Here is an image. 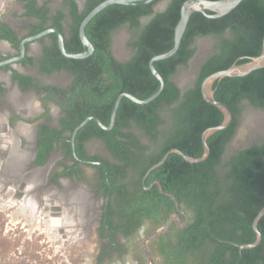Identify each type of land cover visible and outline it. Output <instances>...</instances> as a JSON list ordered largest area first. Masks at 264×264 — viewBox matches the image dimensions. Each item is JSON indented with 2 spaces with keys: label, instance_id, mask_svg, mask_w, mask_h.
I'll list each match as a JSON object with an SVG mask.
<instances>
[{
  "label": "trees",
  "instance_id": "obj_1",
  "mask_svg": "<svg viewBox=\"0 0 264 264\" xmlns=\"http://www.w3.org/2000/svg\"><path fill=\"white\" fill-rule=\"evenodd\" d=\"M25 1L26 11L22 14L38 19L31 25V34L47 27L62 31L64 12L61 9L48 15L49 8L45 3L36 6V0ZM67 1L71 21L64 46L69 52H80L84 46L78 35L79 23L102 0H86L80 11L74 0ZM157 1L140 5L110 4L100 10L85 26V34L94 50L84 58L64 56L57 46L56 34H48L52 43L43 45L40 69L45 72L64 69L72 73L73 79L66 87L35 85L38 91L42 88L49 90L41 97L44 111L39 117H49L47 99L58 105L64 117L60 119V129L41 126L34 163L43 164L60 138L71 155V132L85 117L94 115L108 125L119 93L129 92L144 99L156 90L158 80L150 72L148 61L173 46L174 26L184 0H169L164 9L154 11L152 6ZM49 19L52 23L46 26ZM123 24L132 31L128 44L134 49L133 56L124 62L113 56L109 36L112 30ZM227 30L229 34H226ZM202 36H213L217 41L211 54L200 63L194 80L181 90L170 76L180 66L187 65L196 51L197 38ZM0 38L7 39L18 50L21 37L5 24L0 25ZM263 38L264 0H241L228 13L215 18L193 12L176 52L154 62L164 80L159 95L145 104L122 97L111 129H103L94 120H89L76 133L74 143L78 157L100 159L86 156L83 146L84 140L97 136L120 162H106L107 178L103 167L99 166V186L105 187V193L110 190V197L114 194L116 204L115 209L108 208L106 224L111 233L130 228L135 232L146 223L144 235L148 236L164 226L172 215L181 218L179 224L172 220L166 229L150 240V246L162 264L264 262V214L257 223L260 242L250 248H238L239 244L255 240L252 221L264 205V139L237 149L227 157L222 156L226 144L236 132L242 101L248 99L252 105L264 108V66L243 76H226L214 81V97L230 107L232 120L225 128L207 137L209 154L204 160L189 162L180 154L171 152L141 183L147 169L171 148L192 157L203 154L202 132L220 124L223 114L202 97L201 81L212 72L259 55ZM5 57L0 55V58ZM32 59V56L25 55L21 61L31 63ZM4 67L12 70L13 78L22 88L32 84L31 77L12 69L9 64ZM132 122L149 138L148 144L140 142L131 129ZM64 130L69 132L67 136H62ZM73 163L64 167V174L78 177L75 166L78 161ZM127 168H132L137 175L132 190L128 189V182H123ZM155 179L165 193L159 190ZM169 194L176 198V203ZM112 214L122 218L116 225L112 224ZM101 229L105 231L104 222Z\"/></svg>",
  "mask_w": 264,
  "mask_h": 264
},
{
  "label": "flooded vegetation",
  "instance_id": "obj_2",
  "mask_svg": "<svg viewBox=\"0 0 264 264\" xmlns=\"http://www.w3.org/2000/svg\"><path fill=\"white\" fill-rule=\"evenodd\" d=\"M74 1L76 2L77 8L80 11L84 7L86 0H83V5L79 4V0ZM16 3L19 4L20 7V19H16V13H13L0 20V25H7L11 30H13L17 37H21L22 39L23 37L31 34V25L36 24L38 19L33 16H25L22 14L24 11H26L25 0H14L13 4ZM44 3L49 8L48 15H54L57 9H61L64 12V17L62 19V31L66 34V37H68V25L71 21L69 13L70 6L68 1L57 0L55 2L51 0H36V6H41ZM154 5L155 3L153 6ZM51 23L52 20L49 19L46 21L45 25L49 26ZM122 27H124L129 34L126 42V49L128 48L129 51H133L134 54V49L128 44L129 40L132 38V31H129L126 24H123L110 32L109 36L111 40V51L113 46V32ZM18 28H25V32H23L21 35L18 34ZM39 39L26 44L25 55L32 56L33 59L31 63L22 62L19 60L9 64L12 69H15L19 73L32 78V84L29 87L22 88L18 80L13 78L12 70L5 68V65L0 67V208L5 206L13 207L14 205H17V208L12 214V219H17V215H21L24 220L28 219L31 214L28 212V208L25 205L29 206V201L24 198V189L27 186L31 192H34L29 194L32 196V198L33 194L38 195L36 201H39L40 205H43V208L40 209V212L42 213V210L48 211V213L43 217H45V219L48 217L47 221L50 225L57 227L71 224L73 228L79 226L74 229H80L81 227H84L81 225L80 217L83 216V210H87L88 223H86L85 227L87 226L88 228L87 233L89 232V237L103 238L107 245V251L113 249L120 250V246L117 244L115 236L117 234L128 236L135 232L130 228L129 230H117L116 232L111 233L109 229V233L107 234L106 226L108 225L106 223L108 219V208L110 207V209L113 210L115 209L116 204L114 194H112L110 197V190L105 193V187L99 186L101 176L99 166L103 167L105 171V177L107 178L106 162L117 164L120 162L108 150L102 139L97 136H91L83 141L86 156H98L100 159L79 158L81 160L104 162V165L85 164L74 159L72 154H68L67 148L64 146L63 138H60L59 142L48 152L46 160L43 164L34 163L38 153L37 142L38 138L40 137L41 126L46 125L51 128L60 129V119L64 117V113L52 99H47L46 101L50 110L49 117H39L44 111L41 103V97L49 90L42 88L41 91H38L35 88V85L53 84L59 87H66L73 79L72 73L64 69L53 70L51 72H45L40 69L39 60L43 55V45L51 44L52 39L48 35L44 36L41 41ZM17 54L18 50L14 48L7 39L0 38V55L7 56L5 58H0V61ZM133 54L124 61L129 60ZM54 74H56V76L52 78V75ZM195 77L196 74L191 78L187 85H184V88L191 84ZM184 88L180 89L183 90ZM12 89L16 93L13 92L10 94ZM25 98L31 99L30 106L27 109H17L18 105L23 106L22 103ZM52 105L55 107H52ZM37 117L39 118L36 119ZM131 129L137 135L140 142L145 144L150 142L149 138L144 134V132L141 129L135 127L133 122ZM68 134L69 132L67 130L62 132V136H67ZM94 139L99 140L103 144V147L107 152L106 157L96 153L88 152L87 144ZM56 147L61 149L62 157L55 161L54 164H51L48 168L46 165ZM74 160L78 161V164L75 165L78 168V177L73 174H64L66 169L64 167L73 165ZM82 164L94 167L97 171L96 180L92 186H89L88 183L83 182L81 179L80 166ZM36 170L39 171V173H35L39 174V180L38 183L34 185L32 180L37 177L34 174V171ZM136 178L137 175L135 171L132 168H127L126 177L123 179V182H128L127 186L129 190L133 189V180ZM118 182H121L120 178H118ZM21 184L24 186H21ZM109 188L111 189V185H109ZM45 193L50 195L45 196ZM53 199L58 202L57 205H51ZM19 201H21V205L19 204ZM23 208L26 210L22 211ZM174 215L176 216L175 219L173 218V220H176V222L179 224L181 218L177 214ZM187 218V215H185L184 220L187 221ZM121 219L122 218L116 214L111 215V221L113 225L118 224ZM103 222L105 223V231L101 229V224ZM155 236L151 237V239L155 238ZM151 239H149V241ZM258 264H264V262L259 261Z\"/></svg>",
  "mask_w": 264,
  "mask_h": 264
},
{
  "label": "rangeland",
  "instance_id": "obj_3",
  "mask_svg": "<svg viewBox=\"0 0 264 264\" xmlns=\"http://www.w3.org/2000/svg\"><path fill=\"white\" fill-rule=\"evenodd\" d=\"M51 1L56 2L57 0ZM13 3L14 0H0V20L13 13H16V19H20L19 4ZM23 32H25V28L17 29L18 34L21 35ZM116 32L117 36L120 35V38L123 37L125 39L123 44L124 48H126V42L129 37L127 30L122 27L117 29ZM208 37H210V40L203 44V48L207 53H211L217 38ZM189 69L187 63V65L178 68L174 76L179 77L181 80L183 79L184 84L187 85L193 77L189 73ZM55 76L56 74L52 75V78ZM184 76H187V79H184ZM11 91L16 93L13 89ZM52 107L55 106L52 105ZM246 108L247 105L242 104L241 112ZM247 134L248 129L243 119L238 117L236 132L229 144L230 148H236L243 143L247 138ZM87 147L89 153L107 156V152L99 140H91L88 142ZM61 152V149L56 147L46 165L48 168L62 157ZM80 167L82 181L92 186L96 180V169L85 164ZM57 204L58 202L53 199L51 205ZM34 207L35 213H32V216L25 220L21 215H17V219H12V214L17 205L0 208V264H162L160 257L154 248L150 246L149 239H151V234L155 233V231L148 236L144 235L146 223L136 230L135 233L128 235L129 237L117 234L115 240L120 246V250L107 251V245L103 238L89 237V232L87 233L88 228L87 226L85 227L86 223H88L87 210H83V216L80 217L81 225L84 227L74 229L79 226L73 228L71 224H66L53 227L47 221L48 217L46 219L43 217L48 211L42 210V213L40 212L43 205ZM25 210L22 209V211ZM150 258L153 263H151Z\"/></svg>",
  "mask_w": 264,
  "mask_h": 264
},
{
  "label": "water",
  "instance_id": "obj_4",
  "mask_svg": "<svg viewBox=\"0 0 264 264\" xmlns=\"http://www.w3.org/2000/svg\"><path fill=\"white\" fill-rule=\"evenodd\" d=\"M152 1H154V0H102L101 2L96 4L82 18V20L79 23L78 35H79V38H80L82 45L84 46L83 51H80V52H69V51H67L65 46H64V38L66 37V34L63 31L59 30L57 27H48L42 31H39L37 33L30 34L28 36L23 37L19 42L18 54L0 61V67L4 66L6 64H12L14 62L21 60L26 54V44L28 42L36 41L39 38L48 35L49 33H55L56 34L57 46H58L60 52L64 56H66L68 58H75V59L87 57L93 52L94 46L89 41V39L87 38V36L85 34V26L88 23V21L94 15H96L100 10H102L103 8H105L106 6H108L110 4L140 5V4H146V3H149ZM240 1L241 0H184V1H182L181 5H180V9H179V18H178V20L174 26L173 46L165 52H162V53H159V54L152 56L148 61V66H149L150 72L158 80V86H157L156 90L144 99H140V98L134 96L133 94H131L129 92L119 93L117 95L114 103H113L108 125L103 124L102 121L94 115H90V116L85 117L78 125H76L74 127V129L71 132L70 144H71V154H72L73 158L76 160H79L85 164L104 165V162L81 160L77 156L76 151H75V147H74L75 136H76L77 131L89 120H94L103 129H106V130L111 129L112 126L114 125L116 111H117L119 102H120L122 97H128L133 102H136L139 104H145V103L153 100L155 97H157L163 89L164 80H163V77L161 76V74L155 68L154 62L157 60L167 58L176 52V50L179 47L182 35L185 31L186 25L188 23V20H189L191 14L195 11H198L207 17H213V18L220 17V16H223L226 13H228L234 7H236ZM167 2H169V0H158L156 2L157 4H155L153 6L154 10L158 11V10L164 9ZM79 4L83 5V0H79ZM227 33H228V30H227ZM113 34H114L113 46H112L113 56L119 61H124V60L128 59L133 54V51H131V50L129 51L128 48L127 49L124 48L123 43H124L125 39L123 37L120 38V35H119L118 37L120 39L123 52H122V54H115L114 53V47H115V44L117 42V35L118 34L116 31H114ZM209 40H210V37H208V36H202V37L197 38V40H196V51L193 54V56L188 60V65L190 68L189 73H191L192 76H195L200 63L206 57H208V55L211 54L210 52L207 53L203 48V44L207 43ZM263 66H264V38H263L262 51L259 55L250 56L248 58L247 62H244L241 64L233 63L225 69L217 70L215 72L210 73L206 77H204L203 80L201 81V84H200L202 97L208 103L213 104L217 108H219V110L223 114L222 122L216 126L208 127L202 132L201 140L203 143L204 151L200 157H192V156H189L187 154H184L183 152H181L180 150H178L176 148H171L162 156V158L159 161H157L156 163H154L153 165H151L147 169L146 173L142 177V180H141L142 184L144 182L145 177L148 175V173L152 169L156 168L160 163H162L166 159L168 154H170L171 152H176V153L180 154L185 160H187L189 162H199V161L204 160L209 154V147H208L207 142H206L207 137L210 134H212L213 132L225 128L230 123V121L232 120V111H231L230 107L226 103L219 101L214 97V89H213L214 81L219 80V79L226 77V76H243V75L249 73L250 71L257 69V68H260V67H263ZM180 67H182V66H180ZM187 76H189V74H187ZM187 76H184V79H187ZM170 79L175 83V85L177 87L184 88L185 84H184L183 79H182L183 80L182 81L181 79H179V77H176L174 75H172ZM242 104H246L247 108L244 111H242L241 115H239L238 117L243 119L244 124L246 125V127L248 129L247 138L239 146H237L236 148H232V149L230 148V145H229L231 142V140H230L226 144V148L222 154L223 157H227L231 152H233L237 149L249 146L255 142H260L264 139V122H261V121L255 122L254 120L247 119V115H248L249 111L257 112L261 116H264V108L252 105L248 101V99H244L242 101ZM154 183H156L159 186V181L157 179L154 180ZM22 185L23 184H21V186ZM34 185H33V187H34ZM159 190L162 191L163 193H165L163 190H161L160 186H159ZM73 196H74V194H73ZM170 196L172 197V199L176 203V198L172 195H170ZM105 212H106V206H105ZM263 214H264V205L259 209V211L257 212V214L255 215V217L253 218V221H252V227L256 233L255 240L252 243L239 244L238 245L239 250H241L243 248L253 247L260 242L261 233L258 230L257 223ZM175 216L176 215H173L164 226L159 227L155 231V233H153L151 235V237H154L161 230L166 229L167 226L171 223V221L173 220V218ZM106 231L108 234L109 233L108 226H106ZM150 261H151V263H153L151 258H150Z\"/></svg>",
  "mask_w": 264,
  "mask_h": 264
},
{
  "label": "bare ground",
  "instance_id": "obj_5",
  "mask_svg": "<svg viewBox=\"0 0 264 264\" xmlns=\"http://www.w3.org/2000/svg\"><path fill=\"white\" fill-rule=\"evenodd\" d=\"M122 52H123V49H122V47H121V42H120V39H119V37L117 36V42H116V44H115V47H114V53L115 54H122ZM118 56V55H117ZM13 92H11L10 94H12ZM13 99V98H12ZM30 104H31V99L30 98H25L24 99V101H23V103H22V105L23 106H20V105H18L17 106V109H19V108H28L29 106H30ZM247 119H251V120H254L255 122H264V116H261L260 114H258L257 112H253V111H251L248 115H247ZM26 206V205H25ZM31 206L29 205V209L31 210V208H30ZM34 212V211H33ZM32 216V215H31Z\"/></svg>",
  "mask_w": 264,
  "mask_h": 264
},
{
  "label": "crops",
  "instance_id": "obj_6",
  "mask_svg": "<svg viewBox=\"0 0 264 264\" xmlns=\"http://www.w3.org/2000/svg\"><path fill=\"white\" fill-rule=\"evenodd\" d=\"M35 173H39V171H34V174ZM37 177H35L33 180H32V183L33 184H37L38 183V180H39V174H35ZM31 188V187H30ZM24 198H26L28 201H29V204L28 205H30L31 207V210L29 209V206H27L26 205V207L28 208L27 210H28V212L30 213V214H34L35 213V207L34 206H38V207H40V202L39 201H36V199L38 198V195H36V194H33V198H32V196H30L29 194H31V193H34V192H31L30 191V189L26 186L25 187V189H24ZM50 195V194H49ZM48 195V193H45V196H49ZM23 202V201H22ZM24 203V202H23ZM19 204L21 205L22 203H21V201H19ZM25 204V203H24ZM23 209H25V208H23ZM34 211V212H33ZM39 212V211H38ZM21 213V212H20ZM38 214V213H37ZM34 217V216H33Z\"/></svg>",
  "mask_w": 264,
  "mask_h": 264
}]
</instances>
